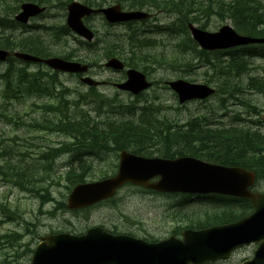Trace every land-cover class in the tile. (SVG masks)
<instances>
[{
	"label": "rangeland",
	"instance_id": "rangeland-1",
	"mask_svg": "<svg viewBox=\"0 0 264 264\" xmlns=\"http://www.w3.org/2000/svg\"><path fill=\"white\" fill-rule=\"evenodd\" d=\"M60 1L67 2L66 0ZM195 1L199 6L196 3L190 4L192 8L185 11L184 15H187L188 18H196L201 25L205 23L206 30L214 31L223 24H231L230 19L225 16L220 17L216 13V7L220 9L222 7V4L218 3L219 0ZM111 2L113 0H107L104 3L109 4ZM160 4L163 5L162 2ZM202 7L209 8L211 11L207 12L201 9ZM47 8V13L44 16L29 21L26 31H22L21 28H10L5 30L6 33L0 36V40L8 34L15 38H17L16 36L25 37L30 35L41 40L47 50L58 54L71 51L74 59H83L79 55L85 56L89 63L93 65L88 75L98 81H104V83L92 87L93 89L90 90L89 86L81 83L79 78L73 74L58 72L53 77L52 71L42 69L39 65L23 64L15 61L0 63V153L4 150L3 155L11 158L12 161H20L28 163L29 167H36L34 170L40 176L34 177L33 185L45 187L50 197L53 198V200L46 199L43 201L37 193L32 191L30 183L23 184L22 188L10 181H0V199L3 200L4 198L9 201L15 215H20V218L16 217L14 220L3 222L1 224L2 231L15 230L23 233L22 241L30 240L31 247H35L40 236L51 231L63 230L77 233L95 224H102L109 230L116 229L148 239H158L169 235L172 229L185 225L187 219L202 217V209L211 212L213 210L211 206L207 203L198 202L195 198L191 199L192 202L186 206H179L177 203L181 201V195L159 194L143 189L141 191L137 187L129 186L118 190L116 196L109 202L97 205L87 211L74 213L66 208H55L56 201H64L65 195L68 193L67 185L69 183L65 177L68 170L74 169L77 171L82 165L86 166L87 164L89 168L85 174H89L90 177H86V179L99 178L100 173H110L112 171L111 164L116 162L117 151L107 136L108 138L104 141L106 144L102 146L101 150L96 149L95 155L83 154L82 159L87 162L78 165V162L76 163L71 159L72 152L63 151L62 148L57 155L53 156L55 158H52L50 162L51 170L54 172L53 175L48 169L34 166L31 162L32 157L38 160L35 156H38L37 150L41 149L43 145L45 147L49 146L47 150L51 147L59 149L64 145H73L76 140L68 134L58 132L56 130L57 126L53 125L54 122H45L44 129L39 128L40 131L33 130L31 126L29 127V124H39L45 117L54 118V116L64 119L71 117L74 120L86 118L88 120L87 125L96 124L98 126H102L103 122L106 125L119 124L128 120L138 122L137 118H133L135 116L129 114V107L131 106L132 110L139 111L140 105L145 106V104L151 102L155 106L157 118L161 116L163 118L169 117V121L177 125H183L191 118H197L202 122L200 125L206 123L211 126H245L250 130H258L264 133V92L248 84L249 77L264 79V58H247L244 70L232 66L229 69L224 68L220 71L219 66L225 67L224 65L230 59L226 54L211 56L216 64L215 69L210 65H206L203 61L196 62V60H193L196 63L188 69L183 68L181 64L176 65V67H161L162 65L156 64V69L149 71L151 80L163 82L164 80L183 78L197 83L206 82L216 89V93L202 101H191L179 105L173 93L166 85L161 83L152 86L143 96H133L127 92L117 90L112 85L113 81L122 79L124 73L115 72L103 66L106 56L109 55L108 49H112V46H116L125 38L126 27L122 25L107 27L103 25L100 18L96 17L90 20L89 23L98 31L99 42L91 48H77V44L73 42L71 36H63L58 30L63 23V18H65V16L63 17L64 11L57 7L47 6ZM10 10L11 7L6 12ZM151 10L155 12L154 17L156 19L149 20L146 26L154 28L156 26L164 27L173 22L177 24L176 15H167L153 8ZM0 15L4 16L3 14ZM42 26L48 28L44 29ZM34 28L36 30H33ZM157 37L159 38L157 49L171 51L170 43L174 39L167 33L160 34ZM45 51H36L34 54L46 57L43 54ZM141 52L142 49H137L135 53L139 55ZM181 53L182 50L178 51L179 55ZM33 72L38 77L34 78L29 75L26 78V75L23 77L20 75L21 73L34 74ZM39 72L42 74L46 72L48 75L42 77ZM7 80H12V84L7 88L9 98H4L2 94L5 92L6 87L4 86ZM17 81L18 87H15ZM42 81L50 91L52 90L55 93L48 95L50 93L48 92L42 96L30 95L29 92L18 94L20 87L24 89L32 83L34 85L41 84ZM17 88L18 90H16ZM26 93L31 96V100L22 103V99L29 96L25 95ZM64 101L68 117H62L61 114L53 111H45L49 106L60 107V104ZM33 102L48 103L44 106H37L31 104ZM50 126L53 129H49ZM135 136L145 137L146 135L141 131ZM134 139L138 141L129 144L146 145L143 138L136 137ZM153 146L158 149L161 148L157 144ZM85 148L87 146L84 147L83 153L87 151ZM27 153L30 157L32 156L31 159H29ZM259 172L260 176L264 175L262 170H259ZM257 188L263 190L259 186ZM38 192L41 195L45 194L42 189H39ZM39 208L41 211H39ZM252 250L253 246L241 248L235 251L228 261L219 264H238L241 259L250 257ZM30 257L31 254L22 258L20 263L29 264Z\"/></svg>",
	"mask_w": 264,
	"mask_h": 264
},
{
	"label": "trees",
	"instance_id": "trees-1",
	"mask_svg": "<svg viewBox=\"0 0 264 264\" xmlns=\"http://www.w3.org/2000/svg\"><path fill=\"white\" fill-rule=\"evenodd\" d=\"M22 1H35L47 6L55 5L58 6V8L65 10V2H62V6L60 0H0V10L4 11V16H0L1 30L8 28L6 19L9 15H13L18 10L19 4ZM106 1L107 0H85L84 3L91 6H101L100 4H103ZM113 1L119 2L122 6L132 9H140L144 6H150L157 11L163 10L176 15L177 24L173 22L171 25L164 26L163 28H150L146 26V24H143L145 21L140 22L139 25H135V22H130L126 24L125 38L119 43L115 41L117 45L112 46V49H108L109 56L117 55L119 58L123 59L128 66H136V64H138V67H140L139 65H141V68L148 74L149 71L156 69V64L162 65L161 67H176V65L181 64L183 65V68L186 67V69H188L196 62L203 61L206 65H210L215 69L216 64L211 59V56H216L220 52L228 53L230 58L227 64L224 65L225 67L219 66L220 71L224 70V68L229 69L232 66H237L239 70H244L246 68V61L239 58V54L236 53L238 50H240L244 57L264 58V45H248L240 47L239 49L215 52L200 50L196 43L189 37L185 25L186 22L192 18H188L187 15H184V12L192 8L190 4L196 3V5L199 6L195 0ZM160 2H162L163 5H161ZM218 3L222 4V7L221 9L216 7V13L221 17L225 16L230 18L237 31L251 36L264 37V0H231L229 2L219 1ZM9 7H11V10L6 12ZM201 9L207 12L211 11V9L205 7H202ZM201 26H203V24ZM58 30L62 35L69 34V30L65 24L59 26ZM163 32H165V34L167 33L174 39L172 42L173 44H171V51H169L168 55L162 53L164 50H160V52L153 51L152 55L148 52L149 50H144V48L148 47L149 43L153 41L152 38L156 40L154 37L155 34H161ZM9 38L8 35H5V38L0 40V47L7 49L16 47L25 52L46 50L43 53L45 56L54 55V53L45 48L42 41L37 37H19L13 39V41ZM95 42L97 43L98 40L95 39ZM95 44L80 40L77 41V46H83L85 49L86 47L90 48ZM137 49H142V52L139 55L135 53ZM180 50H182L181 55L178 54V51ZM184 51H186V53H184ZM155 52H157V54ZM153 54H156V56ZM60 55L65 58L74 56L71 51ZM79 57L83 59L78 58V60L82 61L85 59V56L83 57L82 55H79ZM193 60H196V62ZM20 75L22 77L26 75V78L29 77V75L34 78L38 77V75L30 73H21ZM40 75L44 77L48 74L45 72L44 74L40 73ZM6 84L7 86H10L12 80H7L5 82V85ZM248 84L251 87L259 88V90L264 91V80H260L256 77H249ZM39 86L40 84L34 85L32 83L29 85V88L39 89ZM15 87H18V81L15 83ZM92 89L93 88L90 87V90ZM16 90H18V88ZM40 90L49 92L46 85ZM21 92H23V89L20 87V92H18V94ZM53 93L54 92L51 90L48 95ZM143 95L144 93L141 96ZM47 103L41 104L40 106H44ZM64 103L65 101L60 104V107L49 106L45 111H53L61 114L62 117H68L67 107L64 106ZM129 108V114L135 116L133 118H137L138 122L133 123L128 120L119 124L113 123V125H106V123L103 122L102 126H98L96 124L87 125L88 120L86 118L74 120L71 117L69 119H64L54 116V118L45 117L41 120L43 121L42 123H33L31 127L35 130L37 127L44 129L43 126L45 122H54L53 125L57 126L56 130L58 132L68 134L76 141L73 145H64L59 149L51 147L46 151H42L38 156H35L38 160H35L31 156L32 164H34V166H40L43 169H48V171L54 175V172L50 167V162L52 161L53 156L57 155L62 148L63 151H71V159L76 163L78 162V165H82L87 162L82 159L83 154L95 152L97 151L96 149L101 150L102 146L106 144L104 143L106 138L111 137L113 138L112 143L117 149H130V151L143 156H148L152 153L164 157L189 154L191 156H198L208 161L224 165H238L244 168H254L257 172L262 170L264 173V157L262 155L264 153V134L259 131L252 132L243 127H234L232 125L218 126L214 129H204V127L195 124V121L198 120L197 118H191L188 120L189 122L183 125H177L176 123L170 122L169 117L163 118L161 116L159 118L162 119L157 118L155 106H153L151 102L145 104V106L141 105L139 111L132 110L131 106ZM49 129L53 128L50 126ZM141 131L145 133V137L135 136ZM136 137L143 138L146 145L140 146L136 143L129 144L130 142L138 141L134 139ZM85 143L87 144L84 145ZM154 144L161 146V148H155L153 146ZM72 146H77L78 148ZM86 146L87 148L85 149L87 151L83 153V149ZM3 152L5 151L3 150L0 153V181H10L12 184L19 185L22 188L23 184L27 185V183H30L32 191L37 193L43 201L46 199L53 200L45 187L33 185L34 177L40 176L36 173V170H34L36 167H29L28 163L23 164L20 161L14 162L11 158L5 157ZM88 168L89 166L86 164V166L82 165L78 168L77 171L74 169L68 170L65 174L69 183L67 185L68 191L72 185L78 182H84L86 177H90L89 174H85ZM99 175H101L99 177L101 178L106 176V173H100ZM39 189L44 190L45 194L41 195L38 192ZM181 197V201L177 203L179 206H186L188 203L192 202L191 196L182 195ZM195 200L198 202L213 203L216 208L211 212H206V210L202 209L201 213L203 216L192 219L187 224V227L200 228L209 224L232 221L252 209L248 200L236 197L207 194L196 195ZM55 208H66L65 202L63 200L56 201ZM89 209L90 208H86L83 211ZM39 211H41L40 208ZM16 217L20 218V215H15V212L10 206V202L4 198L3 200L0 199V264H21L20 260L32 253L33 248L29 241H22L23 233L15 230L4 232L1 229V224L3 222L14 220Z\"/></svg>",
	"mask_w": 264,
	"mask_h": 264
},
{
	"label": "water",
	"instance_id": "water-1",
	"mask_svg": "<svg viewBox=\"0 0 264 264\" xmlns=\"http://www.w3.org/2000/svg\"><path fill=\"white\" fill-rule=\"evenodd\" d=\"M15 19L25 23L29 17L41 13L44 8L35 3H22ZM66 23L77 35L87 41L93 33L82 21L84 16L100 12L109 23L141 19L148 14L139 11H123L119 4L93 9L85 4L72 1L66 6ZM192 38L205 50L229 48L248 43H264V39L238 35L230 25L221 26L216 32L201 30L188 24ZM8 55L0 49V60ZM14 56L31 59L25 53L15 52ZM54 70L82 73L88 68L77 62L57 57L42 60ZM106 67L115 70L123 68L122 62L109 58ZM127 79L116 84L121 90L137 94L150 83L145 76L134 69L126 71ZM88 85L97 81L89 76L81 77ZM180 103L192 99H204L213 93L206 84L191 83L184 79L168 82ZM157 180L149 182L150 179ZM254 181L252 172L237 166H223L202 161L191 156L173 159L142 157L122 150L114 175L95 181L76 184L66 199L70 210L87 207L114 195L124 183L129 182L158 192L166 193H221L247 198L254 211L240 220L209 227L200 231H184L183 240L173 237L147 243L130 236L112 235L101 227L88 229L82 235L69 233L49 234L41 237L30 259V264H202L205 261L228 257L231 250L239 245L258 242L253 257L242 264H264V193L251 191Z\"/></svg>",
	"mask_w": 264,
	"mask_h": 264
},
{
	"label": "bare ground",
	"instance_id": "bare-ground-1",
	"mask_svg": "<svg viewBox=\"0 0 264 264\" xmlns=\"http://www.w3.org/2000/svg\"><path fill=\"white\" fill-rule=\"evenodd\" d=\"M41 2V1H40ZM64 3V2H63ZM66 3V2H65ZM41 4V3H40ZM62 4V2H61ZM98 5V4H97ZM102 5V4H100ZM132 9V8H131ZM134 9V8H133ZM153 19V18H152ZM151 19V20H152ZM33 30H36V28H34ZM38 30V29H37ZM134 30V29H133ZM4 30H0V36H2L4 34ZM261 37V36H260ZM50 48V47H49ZM52 49V48H51ZM50 51V50H49ZM33 52V51H32ZM32 52H28L26 53L27 56L33 58L34 60L31 59H23V58H19V57H12L9 59V61H15V62H19V63H23V64H33V65H39V66H45L46 64L42 62V60H44L46 57H41L40 55L37 54H33ZM57 58H60L62 60L65 61H70V62H77L81 65H86L87 68H89L91 66V63H89V60H87L86 58L82 61H77L75 59H73L72 57H62L61 55L56 56ZM8 63V62H7ZM14 63V62H13ZM11 65V64H10ZM1 76V75H0ZM5 87V86H4ZM157 88V87H156ZM48 92V91H47ZM129 94V93H128ZM57 95V94H56ZM54 97V96H53ZM55 99V98H54ZM155 99V98H154ZM50 100V99H49ZM45 104V103H44ZM38 109V107H37ZM187 111V110H186ZM42 113V112H41ZM16 114V113H15ZM219 114V113H218ZM222 114V113H221ZM46 137V136H45ZM111 138V137H110ZM49 147V146H48ZM48 147H45V145H43V147L39 150H37L38 153H41L42 151H46ZM29 149V148H28ZM101 152V151H100ZM104 154V153H103ZM98 155V154H97ZM19 156V155H18ZM27 156L29 157V159H31L30 155L27 153ZM92 157V156H91ZM1 163V162H0ZM24 164V163H23Z\"/></svg>",
	"mask_w": 264,
	"mask_h": 264
},
{
	"label": "flooded vegetation",
	"instance_id": "flooded-vegetation-1",
	"mask_svg": "<svg viewBox=\"0 0 264 264\" xmlns=\"http://www.w3.org/2000/svg\"><path fill=\"white\" fill-rule=\"evenodd\" d=\"M11 41L14 39V37H12V35L10 34V38H9ZM33 54L36 53V52H32ZM38 55V54H37ZM264 156V154H263Z\"/></svg>",
	"mask_w": 264,
	"mask_h": 264
}]
</instances>
